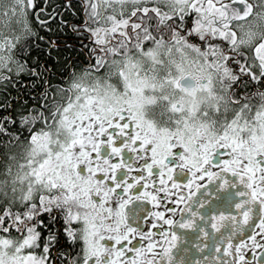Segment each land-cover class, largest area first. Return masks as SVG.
I'll return each mask as SVG.
<instances>
[{
    "label": "snow or ice",
    "instance_id": "snow-or-ice-1",
    "mask_svg": "<svg viewBox=\"0 0 264 264\" xmlns=\"http://www.w3.org/2000/svg\"><path fill=\"white\" fill-rule=\"evenodd\" d=\"M81 4L87 62L53 85L20 57L59 14L0 0V82L47 85L0 115V264H264V0Z\"/></svg>",
    "mask_w": 264,
    "mask_h": 264
},
{
    "label": "trees",
    "instance_id": "trees-1",
    "mask_svg": "<svg viewBox=\"0 0 264 264\" xmlns=\"http://www.w3.org/2000/svg\"><path fill=\"white\" fill-rule=\"evenodd\" d=\"M43 1V0H40ZM57 2V1H55ZM60 2L63 4V0ZM35 31L39 34L36 38H34V43L32 45L31 51L27 57L21 56L20 59L27 58L29 60L30 64H33L34 62L39 63L41 65L48 62L50 65L55 64L56 67L52 70L53 75L50 77V83L53 85H59L57 82L62 83V78L67 74V68L64 61L71 59L73 63H76L78 66L81 63L87 62L88 47L81 46L79 48H82V50H78L76 48H69V47H63L61 44H59L61 41L58 39V37H62L68 33L66 26H60L59 24L55 25H49V27H40L35 26ZM39 37H43V39H40ZM50 42L54 43L55 45H58L59 48L57 49L60 53V60L61 63H57L56 58V51H52V59L49 60V48H50ZM63 42V40H62ZM35 83L31 86H23V80L19 79L18 77L12 78L11 85L13 86V96L15 101V107L14 112L15 114L19 112L20 110H23L25 108L31 109L33 106H38L41 103V100L36 101H26V95L30 93V95L33 94L34 91L38 95H42V93L47 89V85L43 83L42 80H35ZM2 88V92L0 93V100H3L6 98L7 95H9V92L7 91L6 83L2 82L0 84V89ZM17 99L18 101H16ZM5 104V102L3 101Z\"/></svg>",
    "mask_w": 264,
    "mask_h": 264
},
{
    "label": "flooded vegetation",
    "instance_id": "flooded-vegetation-1",
    "mask_svg": "<svg viewBox=\"0 0 264 264\" xmlns=\"http://www.w3.org/2000/svg\"><path fill=\"white\" fill-rule=\"evenodd\" d=\"M57 1V2H55ZM62 1V0H61ZM63 4L60 2V0H46L47 2V7H45V0L40 1V0H36V4L38 7H44L46 12H52L53 9L56 10V12L59 14L56 18L54 19H50L48 20V23L46 25V27H49V25H55V24H59L60 26H66L68 33L64 36V34L62 37H58V39L61 41L59 44H61L63 47H67V45H71L72 48H76L78 50H82V48H79L81 46H85L89 48L92 46L89 39H88V35L87 34H78L73 28H71V25H79L83 23V11H82V4H81V0H63ZM41 19H47L46 16L41 15L40 17ZM38 34V33H37ZM39 35V34H38ZM37 35V36H38ZM63 40V42H62ZM49 50V49H48ZM88 52V49H87ZM15 76H13L12 78H14ZM19 79L23 80V86H31L32 84H34L35 82V78L31 77V76H27L24 74H21L19 77ZM2 82H0L1 84ZM58 84L59 81L57 82ZM7 86V91L9 92V95L6 96L5 99L0 100V115H7V114H12V115H16L14 112V107H15V101H14V96H13V86L11 85V83H6ZM2 88L0 89V93L2 92ZM40 95H38L36 93V91L33 92L32 95H30V93L28 95H26V101H36V100H40ZM2 98V97H0ZM16 101H18L17 99H15ZM3 101L5 102V104H9L11 105V107H8L7 109H5L4 107H2V105H5L3 103ZM0 153H2V150H0ZM125 159H127V156H125ZM3 160V156L2 154H0V161ZM4 179V175H3V163L0 162V180ZM182 206V205H181ZM145 207L147 209H151L152 205L149 203H145ZM179 214L177 215V217H175L176 219L178 218ZM45 222H47V217H44ZM56 228L61 230L60 231V235L61 237L63 236L62 233V227L61 224H57ZM135 243V241H134ZM64 247H67V244L64 245ZM197 255V253L194 250H191V256L190 258H194Z\"/></svg>",
    "mask_w": 264,
    "mask_h": 264
},
{
    "label": "water",
    "instance_id": "water-1",
    "mask_svg": "<svg viewBox=\"0 0 264 264\" xmlns=\"http://www.w3.org/2000/svg\"><path fill=\"white\" fill-rule=\"evenodd\" d=\"M179 219V218H178ZM181 231V233L183 232V233H189L191 236V238H186V239H189V240H192V239H195V237H196V243H197V240H198V234L197 233H195V231L194 230H191V229H188V230H180ZM196 243H195V245H196ZM195 245H193V243H190V242H188V247L191 249V250H194V251H196L195 249ZM213 250L212 249H209V250H206L203 254H199V257H201V262H203V260L204 259H206V258H208L209 257V254H210V252H212ZM199 257H198V255L197 256H195L194 258H191V259H195V260H199Z\"/></svg>",
    "mask_w": 264,
    "mask_h": 264
},
{
    "label": "rangeland",
    "instance_id": "rangeland-1",
    "mask_svg": "<svg viewBox=\"0 0 264 264\" xmlns=\"http://www.w3.org/2000/svg\"><path fill=\"white\" fill-rule=\"evenodd\" d=\"M0 31H2L4 34H7V35H11L12 34L11 31L8 30V29H2V28H0Z\"/></svg>",
    "mask_w": 264,
    "mask_h": 264
},
{
    "label": "bare ground",
    "instance_id": "bare-ground-1",
    "mask_svg": "<svg viewBox=\"0 0 264 264\" xmlns=\"http://www.w3.org/2000/svg\"><path fill=\"white\" fill-rule=\"evenodd\" d=\"M182 235H184L185 233H181ZM187 235H186V238H189L191 235L189 234V233H186Z\"/></svg>",
    "mask_w": 264,
    "mask_h": 264
}]
</instances>
